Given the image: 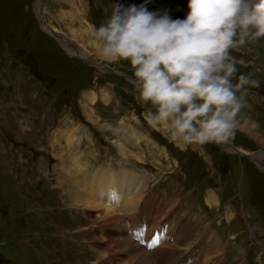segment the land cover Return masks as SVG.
Instances as JSON below:
<instances>
[{"label": "rangeland", "instance_id": "obj_1", "mask_svg": "<svg viewBox=\"0 0 264 264\" xmlns=\"http://www.w3.org/2000/svg\"><path fill=\"white\" fill-rule=\"evenodd\" d=\"M43 1L45 20L51 24L47 26L53 29L54 33L60 32L65 35L66 38L62 37L67 39V42H69L68 38L75 40L80 44L79 49L70 44L71 42L68 44L73 45V48L77 47L74 48L77 51L84 48L94 61L116 72L134 77L126 61L113 63L104 60L100 55L99 45L91 35L94 26L99 27L106 22L103 14L106 9H109L110 5H120L118 0H83V3L81 0ZM138 4H144L148 11L160 13L167 11L172 19H184L189 11L188 0H133L132 5L138 6ZM84 5L86 6L83 13L82 6ZM36 7V0H0V75L9 73V76H5L9 78L12 75L11 69L20 67L25 69L29 77H32L30 73L37 75L41 79L37 81V86L39 94L42 95L38 96L45 97L49 105L57 110L55 116L59 125L79 127L76 135L81 140L80 145L85 157L102 160L110 155L120 154L130 162L140 161L141 157L143 162L150 166L159 164L165 168L170 166L176 168L171 159V155H176L185 159V166H189L191 175L203 182L202 185L214 184L221 188L223 192L218 189L216 191L222 199L227 193L236 197H239L240 193L243 200L241 206L244 209L254 206L264 211V174H262L264 173V155L256 157L258 162H255L259 166H256L257 168L254 166V168L249 164V160L241 161L235 153L226 151L216 144L205 145L203 148L187 146L182 149L178 147L167 129L153 128L146 121L145 114L150 105L146 107L138 100L135 82L118 74L111 75L95 68H87L79 62L80 60L71 62L72 58H69L63 51H59L46 37L36 18ZM69 52L75 53L72 50ZM233 55L243 61V64L237 66L240 73L252 72L253 78L264 85V38L250 41ZM25 64L26 67H24ZM70 79L73 80L71 92L68 97H65L63 91ZM3 81L4 78L0 80L2 83ZM88 88L95 89L99 99L98 103L92 104L94 98L90 99L86 96L85 91ZM103 93L110 96L105 103H103ZM90 95L95 97L94 93ZM246 99L247 107L243 110L244 114L260 122L259 134L238 132L231 142L249 154L264 152L263 92L254 94L251 89ZM39 109L42 108L39 107ZM131 128L143 134L145 139L138 141L130 134ZM9 133L14 140H18L24 146L32 145L33 136L24 130L21 123L17 122L14 127H9ZM67 136L64 147H68L71 143L69 139L72 140L74 132L67 133ZM152 140L159 147L152 144ZM161 145L167 151V158ZM76 159H71L75 161L74 165L78 164ZM162 159L166 162H161ZM75 169L77 173L81 170L79 165H75ZM84 169L86 170V167ZM52 172H57L56 176L60 177L56 184H62L57 187H67L61 196L64 200H69L68 204L72 205L71 188L76 186L75 177L77 178V175L71 173L68 168L64 172L63 167L55 168ZM44 176L48 177L49 174L44 173ZM22 179L18 172L10 170L7 163L0 161V229L3 227L0 232V253L9 256V258L4 255V258L2 257L3 260H7L5 264H50L52 261L47 260L45 255L37 253L36 250L33 258L28 256L26 259L21 253L30 255L32 252L33 246L29 249L24 247L26 241L30 243L26 236L28 233L34 230L38 233L53 230L46 226L45 221L38 218L36 225H33L34 220H31L32 224L24 225L31 218L30 215L29 217L24 215L23 211H31L39 202L38 199L32 197L31 192H34L35 188L39 189L38 184L44 178L41 181L28 182ZM247 216L249 215H241L243 219H247ZM86 219L91 222L104 220L94 216H87ZM54 231L57 232L56 229ZM2 247L5 250L2 251ZM11 251H19L21 254L19 256L9 255L8 252ZM94 259L96 260L95 256ZM70 260H74L72 255ZM90 261L91 257L77 255L73 264H91Z\"/></svg>", "mask_w": 264, "mask_h": 264}, {"label": "clouds", "instance_id": "obj_2", "mask_svg": "<svg viewBox=\"0 0 264 264\" xmlns=\"http://www.w3.org/2000/svg\"><path fill=\"white\" fill-rule=\"evenodd\" d=\"M188 9L186 18L172 19L144 4L112 5L91 35L104 60L127 62L138 100L150 105L146 121L167 129L178 147L259 134L260 122L243 110L261 83L239 72L243 61L233 53L264 38V0H188Z\"/></svg>", "mask_w": 264, "mask_h": 264}, {"label": "bare ground", "instance_id": "obj_3", "mask_svg": "<svg viewBox=\"0 0 264 264\" xmlns=\"http://www.w3.org/2000/svg\"><path fill=\"white\" fill-rule=\"evenodd\" d=\"M44 28H46V30L49 33L55 32L53 29L49 28L48 26L47 27L44 26ZM50 30L52 32H50ZM73 34H75V33H73ZM60 35L65 37L62 33ZM65 38H63V39L65 40ZM64 40H63V42H64ZM69 41L71 42V44L76 46V44L73 40L69 39ZM78 45H80V44H78ZM79 48L80 47L78 46V49ZM90 96H91L90 99L95 98L93 95H90ZM227 150L231 151L232 148L227 147ZM260 155H262V154H260ZM257 156H259V155H257ZM63 171L66 172V168H63ZM81 172H82V170H80L78 173H81ZM85 172H86V170H85ZM75 180H76V184H75L76 186L71 188L72 205L86 206L87 208H92V209L98 210L99 214L95 217H97L99 219H104L102 221L108 220L111 222H115V221L119 220V215L121 213L127 214L129 212L127 208H122L121 211L118 213V212H116V211H114L108 207L101 205L97 200H95L91 196V193L88 190L87 184L85 182H83V179L79 178V176L77 175V178L75 177ZM207 202L208 203L215 202V197H213V195H209L207 198ZM117 205L119 206V202L117 203ZM91 217H93V216H91ZM110 239L111 240H110L109 246L107 248H105L104 250H96L95 251L94 256H95L96 260L100 261L105 255L116 253L117 251L130 250L129 256L120 264H131V263L149 264L150 263L148 255L144 251V249L139 247L134 242H132L128 237L110 238ZM114 250H117V251L115 252ZM100 251H102V252H100ZM235 253H236V257H238L239 256L238 249L235 250Z\"/></svg>", "mask_w": 264, "mask_h": 264}, {"label": "snow or ice", "instance_id": "obj_4", "mask_svg": "<svg viewBox=\"0 0 264 264\" xmlns=\"http://www.w3.org/2000/svg\"><path fill=\"white\" fill-rule=\"evenodd\" d=\"M136 236H137V238L138 239H140L142 236H143V232L142 231H137L136 232ZM141 242H143L142 240H141ZM157 243H159V239L158 238H154L153 239V241H152V243H150L149 245H148V247H153L155 244H157Z\"/></svg>", "mask_w": 264, "mask_h": 264}]
</instances>
